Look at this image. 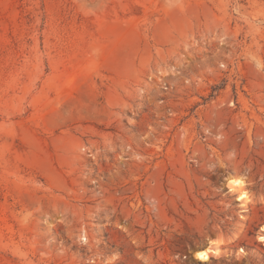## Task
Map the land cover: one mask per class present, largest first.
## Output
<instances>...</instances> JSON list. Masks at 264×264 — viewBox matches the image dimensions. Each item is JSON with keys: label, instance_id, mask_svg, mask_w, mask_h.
Masks as SVG:
<instances>
[{"label": "rangeland", "instance_id": "374dc122", "mask_svg": "<svg viewBox=\"0 0 264 264\" xmlns=\"http://www.w3.org/2000/svg\"><path fill=\"white\" fill-rule=\"evenodd\" d=\"M0 264H264V0H0Z\"/></svg>", "mask_w": 264, "mask_h": 264}, {"label": "bare ground", "instance_id": "6f19581e", "mask_svg": "<svg viewBox=\"0 0 264 264\" xmlns=\"http://www.w3.org/2000/svg\"><path fill=\"white\" fill-rule=\"evenodd\" d=\"M231 190L232 191H237V192H241L239 194V200L241 201H247L249 199L248 194L244 191L243 186L245 185V182L243 181V179H233L231 180ZM201 254H203V256L205 258H201ZM219 251L217 249H213L211 247L204 249V250H198L195 251L194 256L202 261V262H209L211 257L214 255H219Z\"/></svg>", "mask_w": 264, "mask_h": 264}, {"label": "snow or ice", "instance_id": "6c2138e0", "mask_svg": "<svg viewBox=\"0 0 264 264\" xmlns=\"http://www.w3.org/2000/svg\"><path fill=\"white\" fill-rule=\"evenodd\" d=\"M201 258H205V257L203 256V254H201Z\"/></svg>", "mask_w": 264, "mask_h": 264}]
</instances>
